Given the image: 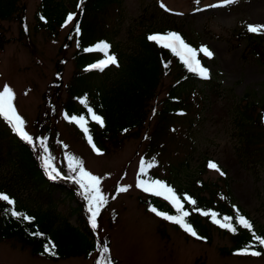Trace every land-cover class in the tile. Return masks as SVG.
Listing matches in <instances>:
<instances>
[{
    "label": "rangeland",
    "instance_id": "rangeland-1",
    "mask_svg": "<svg viewBox=\"0 0 264 264\" xmlns=\"http://www.w3.org/2000/svg\"><path fill=\"white\" fill-rule=\"evenodd\" d=\"M59 1L69 12L76 11L75 0ZM118 1V7L109 11L105 21L96 20L94 25L97 33L108 38L111 47L119 52L127 54L139 49L143 31L163 28L177 29L185 38L214 53V57L205 58L214 84L197 82L201 92L190 95L193 125L189 130L183 122L170 126L164 140L165 152L158 158V172L168 175L166 162L186 156L187 168L178 174L177 182L186 186L193 178L201 177L218 183L231 193L235 203L250 212L256 228L264 229V126L243 122L247 120V103L264 97V63L251 46L255 38L264 45V0ZM19 2L25 5V32L16 18L1 21L6 41L0 49V116L11 125L8 127L34 144L37 120L47 109L45 125L51 134H56L57 142L51 149L33 148L36 153L43 149V164L52 176H60L64 165L73 170L94 210L95 234L109 237V257H115L116 264H264L261 254L224 253L233 240L215 227L210 241L198 239L172 219L147 208L141 201L144 194L137 177L146 144L144 133L153 127L154 118L149 116L139 134L124 139L120 146L109 144L107 150L98 152L89 145L74 124L65 119L62 109L75 69L76 41L64 46L73 18L51 30L38 25L35 13L40 0ZM61 58L63 83L55 104L51 102L53 96L51 105L46 106L44 92L54 81L56 63ZM112 66H116L115 62ZM116 77L113 71L105 80L109 83ZM173 79L172 74L163 78L164 90L151 104L159 105ZM42 131L47 132L46 127ZM3 139L0 138V182L10 183L15 178L14 161L6 159ZM19 183V195L33 203L30 187ZM52 194L57 211L77 225L76 215L70 213L74 201L63 198L61 191ZM95 255L96 250L87 257L52 260L32 253L15 240L0 239V264H94Z\"/></svg>",
    "mask_w": 264,
    "mask_h": 264
},
{
    "label": "trees",
    "instance_id": "trees-1",
    "mask_svg": "<svg viewBox=\"0 0 264 264\" xmlns=\"http://www.w3.org/2000/svg\"><path fill=\"white\" fill-rule=\"evenodd\" d=\"M117 4L118 0H75L76 11L64 36V46L76 41L73 53L75 69L62 108L65 119L74 124L85 140L89 139L105 151L109 144L120 146L124 139L139 134L146 119L152 116L153 127L144 133L146 144L141 155L138 179L152 185H165L176 196L177 202H168L157 191H143L141 201L147 208L172 219L195 238L210 241L213 227L224 235H230L233 244L226 251L222 250L224 253L264 255V229L256 228L250 212L235 203L227 189H221L218 183L201 177L193 178L186 186L176 181L178 174L187 168L186 156L173 163L166 162L168 175L158 172V158L165 152L164 140L170 126L183 122L189 130L193 125L190 95L201 92L197 82L214 84V77L209 72L205 79L200 77L190 59L179 53L175 45L150 37L155 30L143 31L140 48L127 54L110 46L104 47L102 43L109 39L97 33L94 22L101 19L103 23L109 11L114 6L118 7ZM24 9V3L20 4L19 0H0V49L6 41L1 31V21L16 18L21 31L25 32L27 23ZM67 12L59 0H40L35 15L39 26L54 30L66 22ZM156 30L165 31L163 28ZM255 39L251 46L264 63V45ZM184 41L198 50L190 39L185 38ZM96 44L101 47L91 48ZM197 52L201 58L200 51ZM101 59L108 61V64H98ZM204 60L203 57L206 66ZM63 62L64 58H61L56 63L54 81L44 92L46 106L51 102L55 104L54 100L59 94L63 83ZM114 62L116 66H112ZM113 71H116L117 77L107 83L105 79ZM170 74L174 79L167 85L159 105L151 104L164 90L163 78ZM100 77L104 79L97 81ZM50 98L53 99L51 102ZM259 105L260 110H257ZM254 110L258 111L257 116H254ZM43 114V118L37 120L34 144L8 127L11 125L6 120L3 122L0 116V138H4L5 157L12 158L15 169L13 181L0 182V239L15 240L32 253L52 260L70 256L87 257L96 250L94 264H116L115 257H109L108 235L101 237L95 234L92 224L95 221L93 218H96L94 210L88 205L73 170L64 165L60 176L50 175L43 164V149L36 153L33 148L51 149L57 142L56 134H51L45 125L47 109ZM245 114V125L247 122H259L264 126V97L259 102L247 103ZM45 127L47 132L43 133ZM49 135H52L50 140ZM213 164L219 166L215 162ZM222 171L226 174L225 170ZM19 182L30 187L29 198H33V203L19 195ZM54 191H61L63 198L74 201L70 213L76 215L77 225L57 211V200L52 194Z\"/></svg>",
    "mask_w": 264,
    "mask_h": 264
}]
</instances>
